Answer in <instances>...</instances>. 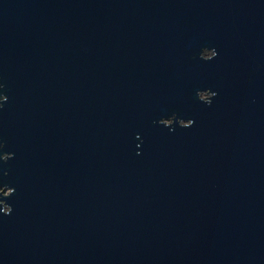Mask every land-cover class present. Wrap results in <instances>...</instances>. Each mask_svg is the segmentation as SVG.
I'll use <instances>...</instances> for the list:
<instances>
[{"label": "water", "instance_id": "1", "mask_svg": "<svg viewBox=\"0 0 264 264\" xmlns=\"http://www.w3.org/2000/svg\"><path fill=\"white\" fill-rule=\"evenodd\" d=\"M0 105V264H264V0H0Z\"/></svg>", "mask_w": 264, "mask_h": 264}, {"label": "flooded vegetation", "instance_id": "2", "mask_svg": "<svg viewBox=\"0 0 264 264\" xmlns=\"http://www.w3.org/2000/svg\"><path fill=\"white\" fill-rule=\"evenodd\" d=\"M207 55L209 56V55H211V53H208Z\"/></svg>", "mask_w": 264, "mask_h": 264}, {"label": "clouds", "instance_id": "3", "mask_svg": "<svg viewBox=\"0 0 264 264\" xmlns=\"http://www.w3.org/2000/svg\"><path fill=\"white\" fill-rule=\"evenodd\" d=\"M3 105H0V107H2Z\"/></svg>", "mask_w": 264, "mask_h": 264}]
</instances>
